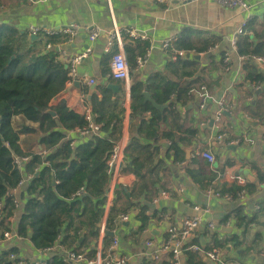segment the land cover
Instances as JSON below:
<instances>
[{
	"label": "trees",
	"instance_id": "1",
	"mask_svg": "<svg viewBox=\"0 0 264 264\" xmlns=\"http://www.w3.org/2000/svg\"><path fill=\"white\" fill-rule=\"evenodd\" d=\"M3 9L0 5V12ZM244 32L237 38L236 55L244 58L263 56L264 13L260 18L250 19ZM121 40L128 71H135L136 59L145 54L150 44L147 41H132L125 35ZM57 41V37L31 41L26 32L0 25V203L4 204L2 215L5 217L12 210L8 194L19 185L23 175L30 177V182L20 193L22 201L25 197L28 199L17 213L18 235L27 240L35 252L44 253L55 243L82 251L85 259L91 261L96 257L98 225L103 219L105 229L113 232L118 217L135 210L138 232L147 228L150 216L147 215L149 208L144 203L152 193L158 191L155 188L158 177L153 176L162 172L164 166L163 161L157 160L159 153L163 154L164 161L176 164L184 161L185 152L181 147H189L198 135L197 128L185 125L186 121L193 123L192 119H186L189 106L194 102L195 92L202 88L220 87L223 51L219 53V61H215L210 54V62L202 68L195 57H189L175 63L169 62L164 72L154 73L145 82L133 75L127 93L122 92L120 96L103 86L94 89L84 86L82 95L85 108L90 110L93 123L100 125L102 136L84 137L85 142L72 149L70 142L64 141L67 132L83 129L87 123L83 112L78 114L64 103L56 108L48 106L65 92L68 81V70L56 61L54 49L46 53V45L57 46ZM219 45L218 37L191 29L183 30L172 43L175 50L198 55L210 53ZM116 52L114 43L110 55L106 56L100 67V77L106 83H113L109 62ZM241 72L244 84L256 85L263 79L256 64L250 61H242ZM144 94H148L153 103L163 109L153 108L145 101ZM127 110L132 115L128 116L126 159L120 175L130 174L135 180L130 187L118 185L106 208V161L112 146L123 137L124 121L118 116L122 118ZM135 116L141 119L133 123ZM160 141L168 144L163 152L160 146L150 144ZM16 159L20 165L15 163ZM43 162H47L48 166L38 168ZM191 164L184 170L187 180L202 192L210 189L218 197L235 199L242 190L248 196H253L264 185V174L249 162L242 166L251 170L255 179L252 182L248 180L243 187L218 179L219 172L235 165L232 161L225 160L212 167L205 160L194 157ZM81 188L84 194L76 198ZM256 204L258 211L251 213L246 206L233 210L232 227L239 229L240 233L220 239L218 233L207 230L204 246L200 247L196 241L183 245L184 264H204L202 257L213 249L223 252L231 247L234 251H240L239 257L248 256L251 251L260 254L264 248V197ZM152 214L159 222L157 213ZM3 230L0 222V231ZM111 240L109 236H103L102 250ZM20 249L14 246L9 251L0 252V264L5 263L10 254L18 255ZM45 264L64 263L55 252Z\"/></svg>",
	"mask_w": 264,
	"mask_h": 264
},
{
	"label": "crops",
	"instance_id": "2",
	"mask_svg": "<svg viewBox=\"0 0 264 264\" xmlns=\"http://www.w3.org/2000/svg\"><path fill=\"white\" fill-rule=\"evenodd\" d=\"M245 2L249 7L247 12L224 8L209 0H192L184 4L172 3L171 5L155 0H41L35 4H29L25 0H0V5L4 8L0 12V25L11 26L20 32H25L30 26L49 28L77 25L80 27L78 34L73 39H70L69 36L58 35L54 36L58 40L57 46L46 45V47L50 46L49 49L46 48L47 53L54 49L57 55L56 61L61 63L65 70H68L67 66L70 59L86 49L87 35L84 29H96L99 32L92 54L76 68L78 78L93 79L94 85L79 84L76 90L74 84L78 81L66 84L65 92L48 105L51 108H56L64 103L66 107L80 114L86 106L82 95L84 86L89 88L92 86H95V88L98 86L107 87L109 84L122 86L117 92L120 96L122 92L127 93L126 85L131 84L130 81L134 76H138L140 81L145 82L154 73L164 72L170 61L161 52L160 44L165 40L177 39L185 29L219 38L220 45L214 51L191 56L192 58L195 57L200 68L210 62V54H212L215 61H219L221 51H223L222 54L231 51L235 30L240 27V24L244 20L249 21L250 19L260 18L264 13V0H245ZM115 27L133 28L144 32L147 35V42L150 44L143 67L139 70L135 68V71L132 72L129 70L127 83L114 80L113 83H106L105 79L100 77V67L107 56L104 53V48L108 43L107 37ZM54 37L38 36L37 39L30 37V40ZM38 50L39 48L34 52ZM238 58L239 56L236 53L232 55V68L229 74L222 75L219 88H202L200 91L195 92L194 102L189 106L190 112L186 115V119H192L193 123L186 121L185 125L197 128L198 135L191 141L189 147L181 148L184 149L185 153L188 152L192 155L203 148H210L215 155L213 165L215 167L225 160H229L235 163L230 169L249 174L252 171L242 166L243 163L249 162L264 174V148L261 144V139L264 137L263 126L261 125L264 121V66L256 64L263 79L254 85L258 87V90L253 92L251 85L242 83V62ZM211 79L214 80L215 76ZM225 88H229L231 91L237 102V109L258 116L262 121L261 124H255V126L249 125L243 131L232 117H225L222 120L220 130L225 133L227 140L240 139L241 143L239 145L218 146L211 145L209 141L210 136L215 134L213 123L217 111L216 101ZM128 111L130 110H127L122 118L121 115L118 116L124 123L128 121V116L132 115V112L130 111L131 113L128 114ZM140 119L135 116L133 123L138 122ZM145 119H147V116ZM113 137L115 138V136ZM84 142L85 139L80 143ZM150 144L160 146L162 152L168 146L164 141L150 142ZM194 157L200 158L198 155H194ZM157 160L163 161L164 166L162 172H158L157 176H153L154 178L158 177V183L155 186L158 191L152 193L149 200L145 201L153 208H150L147 212V215L150 216L147 228L138 232L139 222L134 218L136 211L132 210L128 212L129 222L117 233L119 240L118 252L132 256L128 264H153L154 262L144 257V242L149 239L160 242L170 226L180 227L185 218L196 214L193 210L195 206L206 207L208 213L204 217L205 223L189 236L184 245L196 241L200 247L204 246V235L207 230L210 233H218L217 237L220 239H227L229 235L241 232L239 229L232 227L233 210L239 206H246L251 213L253 211L251 203H227L221 199L207 198L205 196L206 192H202L194 185L187 186L178 195L174 192L176 182L174 168L176 163L164 161L161 153H159ZM191 165L189 164L186 169ZM254 179L251 176L248 178L251 182ZM134 180L133 175L121 174L119 175L118 185L130 187ZM159 193L165 194L166 197L159 196L156 199ZM253 196L254 202H258L263 198L264 185ZM152 212L157 213L156 218H160L159 222L155 220ZM229 215L230 217L223 223V220ZM208 223L213 224L214 230L211 231L207 228ZM226 228L231 229L230 233L221 230ZM93 242L95 243L94 240ZM13 244H17L18 247L22 248L20 250L27 258L36 256L34 251L29 249L27 241H16ZM2 248L0 247V251H2ZM239 253L240 251H234L229 247L228 251L222 252L221 264H264L262 263L264 248H262L260 254L251 251L248 256L239 257ZM181 261L183 264L185 263L183 256H181ZM202 262L204 264H214L205 255L202 257ZM157 264H171V255L169 253L162 254Z\"/></svg>",
	"mask_w": 264,
	"mask_h": 264
},
{
	"label": "built area",
	"instance_id": "3",
	"mask_svg": "<svg viewBox=\"0 0 264 264\" xmlns=\"http://www.w3.org/2000/svg\"><path fill=\"white\" fill-rule=\"evenodd\" d=\"M29 4L38 3L41 0H25ZM162 3H167L171 5L172 3L176 4H184L186 2H190L192 0H155ZM221 7L228 8V9H235L241 12H247L249 7L246 4L245 0H209ZM247 21L244 20L240 27L235 30V36L232 40V49L230 52L224 53L222 56V67L220 73L222 75H227L230 73L232 68V55L236 53V41L240 35H243L244 29L247 26ZM80 27L77 25H69L68 27L59 26V27H44V26H30L26 29V32L29 37L32 36H49L54 37L58 35H67L70 39H73L77 34ZM87 46L86 49L81 51L80 53L74 55L70 61L68 68V81L66 84H70L74 81H78L82 85H94V80L89 79L87 77L78 78L76 73V68L79 64L83 63L88 57L92 54L93 46L96 40L99 37V32L96 29H87ZM125 35L132 41L138 42H146L147 35L144 32H141L137 29L133 28H117L115 27L112 32L107 37V45L104 48L105 55H110L111 48L116 44L117 52L110 57L109 62V73L110 77L114 81H128V68L125 59V55L122 48V40L121 37ZM175 39L165 40L160 44L161 52L168 58V60L172 63L177 62L178 60H186L187 58L194 56V53H187L185 50H175L172 47V43ZM47 49L50 46L46 47ZM149 49L145 52L142 57H138L135 61L136 69L139 70L143 67L145 59L148 55ZM239 61H250L254 64H261L264 66V55L263 56H256L251 58H244L239 57ZM128 88V84L126 85ZM253 88V92L258 90V87L251 85ZM217 111L214 116V123L213 129L215 134L210 136V143L211 145H220L225 146L227 144L239 145L241 143L240 139L236 140H227L226 135L224 132L220 130V124L225 117H232L235 119L236 123L239 127L244 131L246 130L249 125H258L261 124V121L258 117L253 118L252 116L248 115L244 111H240L237 109V102L233 97L229 88H225L221 91L219 99L216 101ZM85 121L87 123L86 127L83 129L69 131L66 134L64 141L70 142V147L74 149L81 141H83L88 136L93 137H100L102 136L101 127L98 124L93 123V116L89 109L84 108L83 110ZM131 113L128 111V114ZM262 125V124H261ZM263 126V125H262ZM126 129H127V122L124 123L123 129V137L122 139L115 143L109 151V155L106 161L107 167V185L105 187V196L107 198L106 208L110 205L112 199V193L118 186V179L120 175V170L125 163L124 151L126 148ZM264 133V126L262 128ZM79 136L82 139H79ZM262 147L264 148V137L261 139ZM194 155H198L201 159L205 160L210 166H213L215 162V155L210 148H203L200 151H196L193 155L190 154L189 158L184 160L183 162L176 164L175 166V177L176 182L174 186V192L180 195L187 186H193L191 184L185 174L184 170L186 167L191 164V160ZM42 156H45V153H42ZM25 161V160H24ZM16 164H19V161L16 159ZM48 166L47 162H43L41 167ZM23 175V172H22ZM249 176L253 179L255 178L254 173H247L242 174L236 169H227L223 172L218 173V179L226 180L229 182H235L239 186L243 187L246 182L248 181ZM30 177L22 176V181L19 185L13 189L9 194L8 197L12 201V210L8 211L3 217V202L0 203V222L3 225L4 230L0 231V247L2 251H9L11 247H18L17 244H13L16 241H27L22 239L17 233V224L16 218L18 211L20 212L23 203L28 199L25 197L24 201L20 199V193L26 187V183L30 181ZM23 189V190H22ZM84 194L83 188L79 189L76 193V198L81 197ZM166 197L165 194L159 193L156 199L159 197ZM205 196L207 198L213 199H221L226 201L227 203H251L252 210L258 211L259 206L256 204L257 202L253 201L254 196H248L243 190L237 194L235 199H232L228 196L218 197L214 195L210 189L206 190ZM193 210L196 214L185 218L180 227L170 226L165 235L161 238L160 242L149 239L144 242L145 253L144 257L148 260L157 263L160 261L161 255L164 253H169L171 255V263L172 264H183L181 261L182 256V248L183 245L186 243L189 236L195 232L202 224L205 223V215L208 213V209L206 207L195 206ZM129 222L128 215H120L116 221V228L113 231V237L111 243L107 246L106 249L102 250V238L104 235L105 229V219H103L100 223L101 229H99V238L96 241V257L94 260L87 261L85 259L84 253L79 252L78 250L75 251L69 247L62 246L60 244H55L50 248L44 250V253L34 251L31 249V246L28 242V247L30 250L34 251L35 257L27 258L20 253L18 255L10 254L8 260L2 264H45L46 261H49L51 255L53 253H57L64 264H128L131 260V255H124L118 252L119 240L117 233L120 232V229L124 227ZM207 228L209 230H214V226L212 223L207 224ZM0 251V252H2ZM41 255V256H39ZM205 257L214 264H221L222 263V251L219 249H213L208 251L205 254Z\"/></svg>",
	"mask_w": 264,
	"mask_h": 264
},
{
	"label": "water",
	"instance_id": "4",
	"mask_svg": "<svg viewBox=\"0 0 264 264\" xmlns=\"http://www.w3.org/2000/svg\"><path fill=\"white\" fill-rule=\"evenodd\" d=\"M32 39H37V37L36 36H32L31 37ZM47 53V52H46ZM79 82H75V84H74V87H75V89L77 90L78 89V86H79ZM91 89H94L95 88V86H92V87H90ZM107 89H109V90H111L113 93H117L118 91H119V88H122V86L120 87V86H116V85H114V84H109L107 87H106ZM144 98H145V101L146 102H149L151 105H152V107L153 108H155V109H159V110H162L163 109V107H161V106H157V105H155L154 103H153V101L151 100V98H150V96L148 95V94H144ZM47 113H50L51 114V116H55V114L54 113H52V112H50V111H46ZM189 153L187 152V153H185V159L187 160L188 158H189ZM53 184H54V182H52ZM149 209L150 208H152V206L149 204V203H144ZM153 209V208H152ZM98 228L99 229H101V225L99 224L98 225ZM223 232H225V233H230V231H231V229H228V228H226V229H221ZM104 235H106V236H109L110 238H112L113 237V233L112 232H108V231H104Z\"/></svg>",
	"mask_w": 264,
	"mask_h": 264
},
{
	"label": "rangeland",
	"instance_id": "5",
	"mask_svg": "<svg viewBox=\"0 0 264 264\" xmlns=\"http://www.w3.org/2000/svg\"><path fill=\"white\" fill-rule=\"evenodd\" d=\"M26 32V31H25ZM27 33V32H26ZM28 35V34H27ZM36 37H38V36H36Z\"/></svg>",
	"mask_w": 264,
	"mask_h": 264
}]
</instances>
